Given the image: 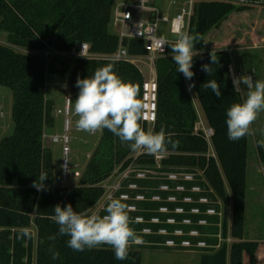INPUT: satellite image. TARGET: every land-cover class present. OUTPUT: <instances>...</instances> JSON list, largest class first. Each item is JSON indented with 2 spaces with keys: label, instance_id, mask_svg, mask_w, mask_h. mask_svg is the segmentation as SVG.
Wrapping results in <instances>:
<instances>
[{
  "label": "trees",
  "instance_id": "trees-1",
  "mask_svg": "<svg viewBox=\"0 0 264 264\" xmlns=\"http://www.w3.org/2000/svg\"><path fill=\"white\" fill-rule=\"evenodd\" d=\"M259 1V0H258ZM114 0H0V33L7 35L12 47L30 52L44 53L57 50L71 52L81 44H88L91 53L98 56L117 52L120 41L111 32ZM253 8H237L231 5L199 2L194 8L189 35L198 37L195 42L192 71L195 73L191 84L194 98L201 107L209 128L213 131L211 141L214 145L218 163L228 183L232 197L231 231L236 242L230 251L221 248L218 251L203 250L201 264H258L259 242L244 241L246 225V153L247 136L237 141L228 139L227 109L234 103H242L241 95L235 90L230 75L229 56L222 52L214 55L219 61L212 64L211 54L205 51L206 37L218 30L234 13H242ZM132 56H145L141 41L131 40L123 43ZM168 55L155 63L159 85L158 120L151 129L140 121L145 131L172 133L171 140L178 142L177 147L168 145L171 155L163 160L164 168L157 170L158 175L145 179L132 178L125 187L132 184L135 190L125 189L121 193L129 195L122 202L134 211L128 214L130 226L145 242L129 248L126 260H117L109 245L77 252L68 247L70 237L59 235V225L51 219L54 207L71 204L77 213L87 214L103 197L102 184L110 179L117 166L126 167L131 162L141 161L134 158L128 143L108 129L100 132L99 143L95 149L91 144H81L90 159L77 185H57L54 169V153L45 146L46 137L56 127L54 101L46 98L45 89L48 74L62 78L69 74V87L78 94L77 78L94 75L98 68L113 65V71L126 83L138 86L139 98L142 96L144 76L141 70L131 63H116L107 59L92 58L77 60L72 67L62 58L55 57L47 61L38 55L20 53L10 46L0 45V86L13 93L12 120L14 132L0 142V264H141V253L135 248H167V241H175L174 250H184L180 244L184 240L193 244L205 242L217 246L216 238L220 223L219 216H208L210 208L220 210L217 198L210 191L200 172L216 187L220 197H225L218 163L207 157L209 147L203 132H196L198 113L193 98L188 91L183 74L177 71L178 65L172 58V49ZM210 64L214 69L209 76L201 66ZM211 79L220 85L222 95L218 98L211 89L202 86ZM77 146L74 145V147ZM93 149V150H92ZM264 160V152L260 149ZM47 175L42 190L33 187L39 183V177ZM176 176V181L170 180ZM184 176L192 177L191 181ZM163 187H168L163 190ZM183 188V191H178ZM194 188L200 192H193ZM142 196L144 199L137 201ZM175 199V201H170ZM190 199L191 202H186ZM208 199V204L200 202ZM161 210H166L162 212ZM182 210L183 213H177ZM198 210V214L192 213ZM106 212H101L103 216ZM142 218L143 222L135 220ZM157 219L158 223L152 221ZM168 220H174L169 224ZM184 221H190L189 225ZM207 221V226H200ZM36 229L37 238H18L20 229ZM149 230L150 234L144 231ZM165 230L167 235L159 234ZM182 231L184 236L174 233ZM192 231H198L199 237H191ZM56 236L55 240L49 237ZM53 252L59 253V259H53Z\"/></svg>",
  "mask_w": 264,
  "mask_h": 264
},
{
  "label": "rangeland",
  "instance_id": "rangeland-1",
  "mask_svg": "<svg viewBox=\"0 0 264 264\" xmlns=\"http://www.w3.org/2000/svg\"><path fill=\"white\" fill-rule=\"evenodd\" d=\"M122 1L123 0H114L113 9ZM154 2L163 15L169 17L170 20L187 9L186 0H155ZM110 30L112 33L115 32L111 25ZM160 31L163 38L170 40L173 39L169 34L168 25L163 24ZM0 45L10 46L7 42V35L5 33H0ZM12 48L20 53L34 54L40 56L41 58H45L44 53L41 52H30L17 47ZM205 51L209 54L222 52L230 57L231 78L234 79L243 75H250L253 77L254 81H264V8L255 7L242 13L232 14L229 20H227L218 30L211 32L206 37ZM91 56L100 59L106 56L110 57L111 55L98 56L91 53ZM59 58L68 61L72 67L75 65V59H69L68 57ZM137 58L139 61L136 66L141 70V72H143L145 77H148L149 68L146 60L142 56H137ZM183 78L186 86L188 87L189 84H191V81L187 80L184 75ZM238 93L241 95L242 101L246 99V86L241 84V91ZM46 95L49 99H53L57 104H59L60 108L64 107L65 98L70 97L73 102H75L78 97V94H73L70 91L69 74H67L64 78L58 75L48 74ZM193 100L196 110L200 114H198V122L196 126L202 127V125H204V127L208 130L209 126L207 125L205 117H203L202 107L200 103L195 100L194 96ZM12 106V91L6 87L0 86V142L4 138L11 136L14 132ZM59 119L61 120L63 127V117L60 116ZM151 127L152 126H150L149 129H151ZM251 127L253 134L247 136V200L246 225L243 240L248 242H259L264 245V160L262 154L260 153V149L264 152V147H261L258 144L259 141L264 140V112L259 114L257 120ZM62 131L63 128L57 131L56 134H61ZM56 134L53 133V135ZM73 137L74 140L72 155L69 158L70 170L67 182L63 179L64 157L61 147L52 143L51 136L48 135L45 139V146L51 148L54 153L56 183L59 186H74L78 184V180L73 179V173L74 171L82 173L87 163V152L81 148V144H91L93 149H95L99 143L100 135L90 137L86 134H74ZM76 144L77 146L74 147ZM208 147L209 151L207 157L214 158L218 163L211 138L208 140ZM170 155L171 153L168 151L158 156L149 155L144 152H135L133 154L134 158L137 159L138 157H141V161L131 162L126 167L123 165L117 166L112 178L102 184L104 190L103 197L87 214H100L101 212H105L106 205L110 199H121L119 195L120 191H118L119 188L117 187L118 184L122 186L121 189L123 191L127 188L125 185L129 179L135 177L144 179L148 176L158 175L156 171L164 168L163 160L168 158ZM217 166L219 174L221 175L223 188L225 190V197H220L216 187L210 182V180H208V177L204 174V172L201 171L200 174L203 181L207 183L210 191L215 194L217 198V206L220 208V210L217 211V214L220 216V223L217 225L219 229L218 235H210L211 237L216 238L218 245L209 246L207 244L205 247H199L197 244H193V246L189 249L184 248V250H174V244H170V242H168L165 244L167 248L155 249L150 247H137L135 249L141 253V264H201V259L204 254L203 250L218 251L219 249L225 247L227 252L230 251L231 246L236 242V239L233 237L231 231L232 197L228 183L223 175L219 163ZM171 179H174V177H171ZM193 191L198 192V190ZM141 199L142 197H139L137 200ZM185 201L190 202L189 199H186ZM170 223H173V221H170ZM30 231L36 239V229L32 227ZM174 235L176 237L181 236L180 232H176ZM181 246L182 245H180V247ZM130 247L133 246L130 245L129 248ZM33 264H36L35 260Z\"/></svg>",
  "mask_w": 264,
  "mask_h": 264
},
{
  "label": "clouds",
  "instance_id": "clouds-1",
  "mask_svg": "<svg viewBox=\"0 0 264 264\" xmlns=\"http://www.w3.org/2000/svg\"><path fill=\"white\" fill-rule=\"evenodd\" d=\"M178 36L177 41L171 45L172 58L178 65L177 71L183 73L187 80H192L195 73L193 68V49L198 37L189 35L178 27H173ZM163 44L157 41L156 47ZM82 55V54H81ZM212 64H218L216 56L211 53ZM201 70L209 76L215 69L210 64L201 66ZM241 84L247 88L246 99L242 103H234L227 109L228 139L240 140L246 135H252V124L259 114L264 112V81L253 80L250 75L236 77L233 80L234 88L241 91ZM189 84V91L194 87ZM76 87L79 89L78 97L74 102V114L78 117L76 128L94 134L102 129H108L128 143L133 152H144L158 156L172 148L178 142L171 140L172 133H165L163 128L159 132L145 131L140 121L145 119L146 105L139 98V88L131 83L124 82L114 71L113 65L108 64L95 70L94 75L87 78H77ZM205 90L211 89L216 97L222 95L220 85L215 79L208 80L203 86ZM264 147V140L258 142ZM46 174L39 177V183L33 182L38 191L43 188ZM106 214H84L74 211L71 204L61 207L57 204L51 217L59 225V235L68 236V247L77 252L92 249L101 245H110L117 260H126L129 255L130 244L145 243L130 226L132 223L128 214V205L119 198L110 199L105 208ZM18 238H31L29 228L20 229ZM52 240L56 236L49 237ZM53 259H59V253L53 252Z\"/></svg>",
  "mask_w": 264,
  "mask_h": 264
},
{
  "label": "built area",
  "instance_id": "built-area-1",
  "mask_svg": "<svg viewBox=\"0 0 264 264\" xmlns=\"http://www.w3.org/2000/svg\"><path fill=\"white\" fill-rule=\"evenodd\" d=\"M154 1L155 0H123L118 6L114 7L113 12H112L111 27L115 31L114 34L119 38L120 45H119L117 52H115L114 54H111L110 57L106 56L103 58V59L111 60L116 63L125 62V63H131L133 65H137V62L139 61V59L137 58V56L130 55L129 50L127 49V47L123 45V43L125 41H131V40L141 41L143 43L146 55L142 57L146 60L148 64L149 75L148 77H145V75L143 74L144 82L142 84L141 100L146 105V108H145L146 118L141 121L145 123L148 126V128L156 124L158 120L159 85L157 81L155 63L159 58L167 56L168 48H169L168 46L170 44H174L177 41L178 36L173 32V27L174 26L178 27L182 31L187 32L189 34L190 23H191L193 14H194V8L199 2L225 4V5H231L237 8H241V7H249V8L262 7L264 8V0H259V1L258 0H186V3H187L186 11L182 12L181 14L176 15L174 18L170 20L169 17L163 15V13L155 5ZM163 24L168 25L169 34L170 36H172L173 39L170 40V39H165L162 37L160 30ZM157 41H160L163 44V46L160 48L156 47ZM44 56L47 61H49L50 59L54 57H68L69 59H75L76 61L95 58L91 56V48L88 44H81L78 47L74 48L69 53H64V52H60L57 50H49V51L44 52ZM55 115L57 117H60V116L63 117V131L61 134L52 135L51 141L53 144H57L61 147L62 154L64 157L63 179L65 182H67L69 170H70L69 158L72 155L74 134H86L87 136L95 137L96 135L100 134L101 130L95 132L94 134H90L85 131L77 130L76 120L78 119V117L74 114V102L72 98L70 97L65 98L64 107L57 108L55 110ZM195 131L203 132L207 141L209 140V138H212L213 136V131L210 128L207 130L204 127V125H202V127L196 126ZM90 157H91L90 153L86 155L87 159H90ZM80 177H81V173L79 171H74L73 179H77L79 181ZM171 177H174V179H171ZM169 179L172 181H176L179 178L176 176H170ZM184 179L187 181H191L192 177L184 176ZM117 187L119 188L118 191H120L119 192L120 198L123 201L129 200L128 194L121 193L122 186L118 184ZM127 188L129 190H135L136 186L129 184ZM162 189L167 190L168 187H163ZM177 190L183 191L184 189L178 188ZM193 190H198V192H200V189L198 188H194ZM139 197H142V196H138L136 200ZM143 199L144 198L142 197L141 200ZM141 200H137V201H141ZM170 201H175V199H170ZM200 202L203 204H208L209 200L201 199ZM130 209L135 210L134 207H129L128 209L129 211H134ZM161 211L166 212V210H161ZM177 211H178L177 213H183L182 210H177ZM192 213L198 214L199 211L193 210ZM207 215L212 216V217L213 215L219 216L215 208H210L207 211ZM135 221L138 223H142L143 219L138 218ZM170 221H173V223H170ZM152 222L158 223V220L155 219ZM168 223L174 224L175 222L174 220H168ZM183 223L186 225H189L190 221H184ZM199 225L207 226L208 222L200 221ZM176 232H180V235H181L180 237L184 236L182 231H176ZM144 233L150 234V231L145 230ZM159 234L167 235V232L165 230H162L159 232ZM189 235L191 237L196 238V237H199L200 234L198 231H192L190 232ZM168 242H170V244L171 243L174 244L173 248L177 246L175 241L170 240V241H167L166 244ZM130 245L139 246L142 244H130ZM180 245H182L181 247L183 248L189 249L193 246V243L191 241L184 240L181 242ZM197 245L199 247H205L207 244L205 242H198Z\"/></svg>",
  "mask_w": 264,
  "mask_h": 264
},
{
  "label": "crops",
  "instance_id": "crops-1",
  "mask_svg": "<svg viewBox=\"0 0 264 264\" xmlns=\"http://www.w3.org/2000/svg\"><path fill=\"white\" fill-rule=\"evenodd\" d=\"M233 79V78H232ZM234 80V79H233ZM70 88V87H69ZM188 88V87H187ZM46 89H47V83H46ZM46 89H45V95H46ZM188 91H189V89H188ZM189 93L191 94V96H192V98H193V94H192V90H191V92L189 91ZM46 98L47 99H49L48 97H47V95H46ZM49 100H52V101H54L53 99H49ZM55 102V101H54ZM193 102H194V100H193ZM55 104H56V109L57 108H60L59 107V104H57L56 102H55ZM195 105V104H194ZM198 113V112H197ZM203 113V112H202ZM199 114V113H198ZM200 115V114H199ZM55 117H56V127H55V129L52 131V133H50L49 134V136H52L53 135V133L54 134H56L57 133V131H59L61 128H63L62 127V122H61V120L59 119V117H57L56 115H55ZM203 117H204V114H203ZM58 128H59V130H58ZM258 259H259V263L258 264H264V246H260V248H259V251H258ZM246 264H247V262H246Z\"/></svg>",
  "mask_w": 264,
  "mask_h": 264
}]
</instances>
